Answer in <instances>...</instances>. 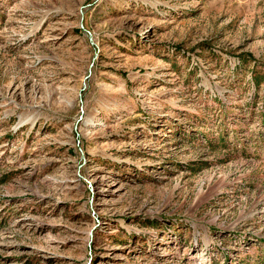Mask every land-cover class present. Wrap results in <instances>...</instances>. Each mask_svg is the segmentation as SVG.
<instances>
[{
	"label": "rangeland",
	"instance_id": "1",
	"mask_svg": "<svg viewBox=\"0 0 264 264\" xmlns=\"http://www.w3.org/2000/svg\"><path fill=\"white\" fill-rule=\"evenodd\" d=\"M0 264H264V0H0Z\"/></svg>",
	"mask_w": 264,
	"mask_h": 264
}]
</instances>
